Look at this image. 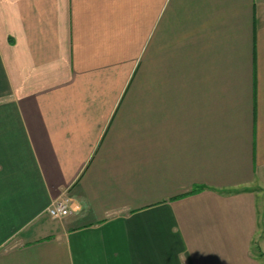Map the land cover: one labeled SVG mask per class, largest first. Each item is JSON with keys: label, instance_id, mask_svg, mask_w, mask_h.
Instances as JSON below:
<instances>
[{"label": "crops", "instance_id": "1", "mask_svg": "<svg viewBox=\"0 0 264 264\" xmlns=\"http://www.w3.org/2000/svg\"><path fill=\"white\" fill-rule=\"evenodd\" d=\"M0 264H264V0H0Z\"/></svg>", "mask_w": 264, "mask_h": 264}, {"label": "built area", "instance_id": "2", "mask_svg": "<svg viewBox=\"0 0 264 264\" xmlns=\"http://www.w3.org/2000/svg\"><path fill=\"white\" fill-rule=\"evenodd\" d=\"M72 205V199L68 197L53 200L46 208V212L52 218H59L69 213Z\"/></svg>", "mask_w": 264, "mask_h": 264}, {"label": "trees", "instance_id": "3", "mask_svg": "<svg viewBox=\"0 0 264 264\" xmlns=\"http://www.w3.org/2000/svg\"><path fill=\"white\" fill-rule=\"evenodd\" d=\"M199 189H202V188H199ZM199 189H194L193 191H196V190H199Z\"/></svg>", "mask_w": 264, "mask_h": 264}]
</instances>
